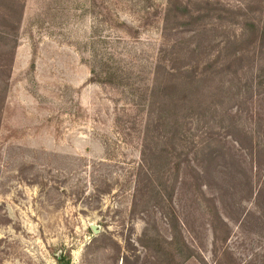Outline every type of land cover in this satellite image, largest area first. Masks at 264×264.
<instances>
[{"label": "rangeland", "instance_id": "374dc122", "mask_svg": "<svg viewBox=\"0 0 264 264\" xmlns=\"http://www.w3.org/2000/svg\"><path fill=\"white\" fill-rule=\"evenodd\" d=\"M262 26L264 0H0V264H264Z\"/></svg>", "mask_w": 264, "mask_h": 264}, {"label": "trees", "instance_id": "16d2710c", "mask_svg": "<svg viewBox=\"0 0 264 264\" xmlns=\"http://www.w3.org/2000/svg\"><path fill=\"white\" fill-rule=\"evenodd\" d=\"M194 17L196 18V16H194ZM200 17H202V15L198 14L197 19H199ZM252 27L254 28V26H252ZM261 29H262L261 30V35L264 36V27L262 26ZM258 30H259L258 28H255V32L258 31ZM159 66H162V65H159ZM180 70H181V67L180 66L177 67V64H176V67L174 65H172L171 70H170L171 75H173L174 77H177V73ZM197 78H198L197 76H193V77L191 76V78H189V81H188L189 84L190 85L194 84L196 82ZM156 84H158V83H156ZM173 86H176V84H173ZM166 87L165 86H160V87L153 86V88H154L153 91L154 92H152V95L154 94V96H155V94L157 95L159 93H166V91H168V89ZM170 89H173V87L170 88ZM189 89H190V87H186V89L184 91H182V93H181L183 95L182 98L184 99V101H187L189 99L188 98L189 95L192 93V90L189 91ZM220 154L221 153L217 149L211 150V156H213L212 158H214V159H217L218 157H220L221 156ZM139 167H140V169L145 171V175H146L145 177H148L150 179L151 178V176H150L151 173L149 174V170H152V169L149 168V167L147 168V166L144 163H142ZM156 171H158L156 173L160 175V172H161L160 169H158V170L156 169ZM146 172H147V174H146ZM156 173H154V171L152 170V174H154V176H156ZM155 179H156V177H155ZM252 191H253V186L250 187L249 193L252 192ZM263 197H264V188L260 189L258 194H257V202L256 203H258V205H259V202L261 201V199ZM213 210H214V213H212L213 217L211 219L210 226H211V230H212V234H213V240H212L213 243H212V245H213V247H216L217 241H218V238H219L220 234H222L221 235V237H222L221 241L222 242L227 240L228 231L223 229L222 227L226 228V227H228V224L226 223V221H224V218L222 217V215H220L216 205H213ZM263 212H264V209H263ZM251 215H254V214H251ZM188 248H189V251H191L190 247H188ZM222 250H223V253H228L227 248L222 247ZM191 257H193L192 253H188L187 255H185V258L190 259Z\"/></svg>", "mask_w": 264, "mask_h": 264}, {"label": "water", "instance_id": "95a60500", "mask_svg": "<svg viewBox=\"0 0 264 264\" xmlns=\"http://www.w3.org/2000/svg\"><path fill=\"white\" fill-rule=\"evenodd\" d=\"M92 229L94 230L95 233H98L99 232V230H98V228H97L96 225H92Z\"/></svg>", "mask_w": 264, "mask_h": 264}]
</instances>
